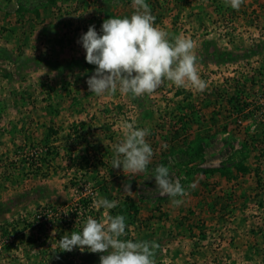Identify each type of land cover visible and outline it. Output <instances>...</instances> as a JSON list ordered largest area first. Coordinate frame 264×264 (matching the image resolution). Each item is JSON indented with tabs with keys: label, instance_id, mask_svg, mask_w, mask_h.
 Listing matches in <instances>:
<instances>
[{
	"label": "rangeland",
	"instance_id": "obj_1",
	"mask_svg": "<svg viewBox=\"0 0 264 264\" xmlns=\"http://www.w3.org/2000/svg\"><path fill=\"white\" fill-rule=\"evenodd\" d=\"M145 2L169 39L194 42L203 91L165 80L136 98L89 92L95 65L78 40L130 17L132 0H0V264H99L57 241L106 214L125 217L121 239L158 243L156 264H264V0ZM126 122L150 130L153 150L131 195L136 174L112 167ZM252 135L263 141L246 157ZM160 164L186 191L178 206L151 177Z\"/></svg>",
	"mask_w": 264,
	"mask_h": 264
},
{
	"label": "clouds",
	"instance_id": "obj_2",
	"mask_svg": "<svg viewBox=\"0 0 264 264\" xmlns=\"http://www.w3.org/2000/svg\"><path fill=\"white\" fill-rule=\"evenodd\" d=\"M243 0H225V4L238 10ZM134 12L130 17H109L102 22L98 33L95 25H89L78 43L85 50V60L95 65L88 76V90L97 96L130 94L133 98L153 93L167 80L178 87L190 84L203 91L206 82L198 74L194 42L183 35L169 39V34L154 25L155 17L145 0H132ZM123 138L114 145L113 169H121L125 176L148 171L153 156L146 137L147 128L134 123L123 125ZM151 177L160 194L171 198L173 205H180L186 195L179 179H172L169 167L163 164L152 169ZM123 188L131 195V185ZM98 208L113 209L117 201L101 198L94 202ZM126 234L123 215H105L103 221L88 216L80 231L65 233L57 244L61 251L71 252L79 248L91 253H101L99 264H156L154 241L121 239Z\"/></svg>",
	"mask_w": 264,
	"mask_h": 264
},
{
	"label": "trees",
	"instance_id": "obj_3",
	"mask_svg": "<svg viewBox=\"0 0 264 264\" xmlns=\"http://www.w3.org/2000/svg\"><path fill=\"white\" fill-rule=\"evenodd\" d=\"M86 65H89L88 63ZM91 66V65H90ZM95 67H90L89 69L90 70H95ZM243 107L245 106H236L237 109L241 110ZM180 121H182V117H179ZM263 141L261 137H258L257 136H253L252 137H248L246 136L245 139L241 142V145H242V149L244 150L245 152V156L246 157H249V154H252V152H254L256 149H257V144L258 142H261ZM233 169H239L241 170L242 172L244 173H247L249 172V167L246 165V164H243L242 162L236 164ZM232 171L231 168H209V169H205V168H201L199 169L198 171V174L202 177H205L207 174H211V173H219L221 176H225L227 177L228 179H231L233 176L232 174L230 173ZM141 178V175L140 174H136L135 176H131V180L130 181H126L125 183L126 184H129L131 185V188H135L136 187V184L138 183V181L140 180ZM135 206H133V209L135 210Z\"/></svg>",
	"mask_w": 264,
	"mask_h": 264
}]
</instances>
